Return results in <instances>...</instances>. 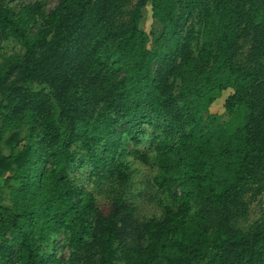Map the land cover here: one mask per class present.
I'll return each instance as SVG.
<instances>
[{
  "label": "trees",
  "instance_id": "1",
  "mask_svg": "<svg viewBox=\"0 0 264 264\" xmlns=\"http://www.w3.org/2000/svg\"><path fill=\"white\" fill-rule=\"evenodd\" d=\"M57 2L0 0V264H264V0ZM128 157L161 217L72 177Z\"/></svg>",
  "mask_w": 264,
  "mask_h": 264
},
{
  "label": "rangeland",
  "instance_id": "2",
  "mask_svg": "<svg viewBox=\"0 0 264 264\" xmlns=\"http://www.w3.org/2000/svg\"><path fill=\"white\" fill-rule=\"evenodd\" d=\"M14 4H19L21 2H31V0H12ZM35 1V0H32ZM57 0H47V8L51 9L57 4ZM151 14L148 11H145L143 25L149 31L151 28ZM217 110H222L221 104H216L215 107ZM223 113V110H222ZM149 133V132H148ZM150 134H147L146 138L143 140L138 149L143 152H147L152 155V151L149 148L148 137ZM132 146L130 147V149ZM153 156V155H152ZM131 163L132 176L130 182L123 185L122 187L117 184L107 183L102 188L96 187L93 179L87 178L84 181L85 173L84 170L76 169L72 173V177L81 184V186L92 189L97 197L98 203L101 207L107 206L109 202L114 197V193H122L125 198L128 199L134 207V215L139 221H144L152 217H161L164 212V206L169 203L171 200L166 195L160 193L152 184V179L155 176L157 169L155 166L144 165L140 162L133 161L132 157L126 159ZM153 160V158H152ZM153 162V161H152ZM264 213V195L258 198L252 206L250 207L249 214L245 221H242L244 227H249L257 220L261 219L262 214ZM62 242V237L59 239V243ZM68 251L61 250L59 252V257H66Z\"/></svg>",
  "mask_w": 264,
  "mask_h": 264
}]
</instances>
